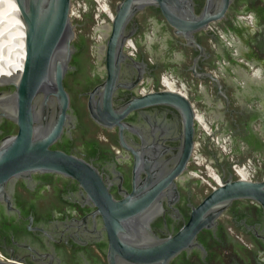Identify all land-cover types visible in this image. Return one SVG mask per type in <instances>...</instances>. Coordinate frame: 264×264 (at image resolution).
<instances>
[{
    "label": "flooded vegetation",
    "instance_id": "af4514ba",
    "mask_svg": "<svg viewBox=\"0 0 264 264\" xmlns=\"http://www.w3.org/2000/svg\"><path fill=\"white\" fill-rule=\"evenodd\" d=\"M121 2L110 0L108 11L101 5L96 17L105 12L113 20ZM195 2L200 12L205 0ZM92 15L86 12L77 22L80 50L72 60L76 69L65 78L77 120L71 134L65 126L50 146L90 167L82 169L80 179L36 171L29 181L14 180L13 206L0 201V257L28 264H110L106 218L112 217L119 203L136 207L154 200L153 209L137 217L136 223L138 237L150 244L176 235L231 172L234 179L264 181V87L259 83L264 75V0H234L226 18L212 22L209 32L198 33L205 55L184 44L160 9L137 11L124 30V50L134 59L121 66L111 96L114 108L130 105L132 109L110 125L90 115L89 92L108 76L105 59L93 51L95 47L99 51L101 37L104 44L105 31L91 25ZM224 59L230 66L222 65ZM236 59L255 63V72L244 84V73L232 67ZM10 89L0 86V91ZM164 89L183 92L196 113L194 146L180 171L175 167L185 141L182 112L157 96L146 98L145 106L140 101ZM207 112L211 119L201 115ZM0 131L1 142L18 127L6 119ZM215 144L224 154L217 153ZM225 144L231 146L228 152ZM204 154L206 162L199 160ZM196 241L168 264H264L262 204L251 198L233 200L217 225L203 228Z\"/></svg>",
    "mask_w": 264,
    "mask_h": 264
},
{
    "label": "water",
    "instance_id": "95a60500",
    "mask_svg": "<svg viewBox=\"0 0 264 264\" xmlns=\"http://www.w3.org/2000/svg\"><path fill=\"white\" fill-rule=\"evenodd\" d=\"M15 1L25 27L26 59L19 75L0 77V86L13 88L0 91V124L7 119L18 127L16 133L7 135L0 142V201H8L10 207L13 206L10 185L14 180L24 177L29 181L32 173L36 171L57 172L80 179L82 169L90 167L84 161L50 147L61 136L65 126L71 134V128L77 120L65 78L76 69L72 60L80 50L76 44V28L79 25L77 22L86 12L93 14L91 25L101 26L100 29L105 31L104 44L101 37L98 41V44L101 43L99 51L96 47L93 51L97 56L99 52L101 58L105 59L108 72L104 83L89 92L90 115L96 122L110 125L123 119L132 109L130 105L114 108L111 96L118 87L116 77L121 66L128 59H134L124 50L127 35L124 30L134 14L145 7L160 9L173 27L174 33L185 39L184 44L199 49L200 54L205 55L206 49L199 40L198 33L209 32L212 22L226 18V12L234 0H205L200 12L195 10V0H122L111 21L105 12H102V17H96L97 8L101 9V5L107 11L110 10V0ZM109 15L113 17L110 12ZM247 60L236 59L232 66L244 73L242 84L252 76L251 72H255V63ZM220 62L223 66H230L231 63L227 59ZM259 70L261 68H256V71ZM207 75L218 80L213 73ZM260 82L264 87V75L260 76ZM155 96L159 97L161 102L182 112L185 141L181 161L175 167L180 171L186 168L194 146L196 113L190 99L180 90L164 89L144 95L140 100L141 105H146V98ZM201 115L206 120L212 118L208 112ZM206 130L212 132L209 125H206ZM202 131L201 127L200 133ZM222 138L226 139L224 136ZM200 144L201 141L198 147ZM224 146L227 152L231 148L226 144ZM214 147L217 153L224 154L221 147L216 144ZM206 157L204 154L199 160L205 161ZM234 168L243 177L240 168L237 165H234ZM218 184L219 186L192 211L189 221L176 235L150 244H144L138 237L136 223L137 217L153 209L154 200L146 203V206L136 207L119 203L115 206L112 217L106 218L111 240L107 253L110 264H168L178 252L196 246L197 234L205 227L216 226L218 217L233 200L256 199L264 210V181L234 179L231 172L226 180L222 178ZM198 246L200 247L199 244ZM0 264L28 263L20 259L0 257Z\"/></svg>",
    "mask_w": 264,
    "mask_h": 264
},
{
    "label": "bare ground",
    "instance_id": "6f19581e",
    "mask_svg": "<svg viewBox=\"0 0 264 264\" xmlns=\"http://www.w3.org/2000/svg\"><path fill=\"white\" fill-rule=\"evenodd\" d=\"M0 77H14L24 68L26 33L15 0H0Z\"/></svg>",
    "mask_w": 264,
    "mask_h": 264
},
{
    "label": "rangeland",
    "instance_id": "374dc122",
    "mask_svg": "<svg viewBox=\"0 0 264 264\" xmlns=\"http://www.w3.org/2000/svg\"><path fill=\"white\" fill-rule=\"evenodd\" d=\"M1 23V22H0Z\"/></svg>",
    "mask_w": 264,
    "mask_h": 264
}]
</instances>
